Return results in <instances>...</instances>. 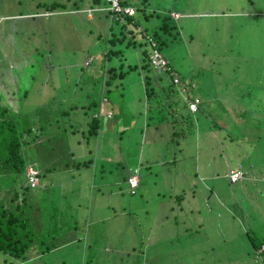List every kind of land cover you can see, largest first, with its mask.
Masks as SVG:
<instances>
[{"label":"rangeland","instance_id":"rangeland-1","mask_svg":"<svg viewBox=\"0 0 264 264\" xmlns=\"http://www.w3.org/2000/svg\"><path fill=\"white\" fill-rule=\"evenodd\" d=\"M48 1L0 0V81L17 90V113L57 110L60 96L62 108L85 105L86 93L99 102V82L83 81L86 64L101 79L105 66L136 67L105 90L110 118L99 115L92 142H83L75 114L59 121L52 112L41 119L44 130L39 122L29 129L25 168L40 170L37 188L28 189L39 201L30 218L49 250L24 260L0 252V264H260L244 234L264 237V0H126L144 8L135 19L145 32L162 12L177 11L159 50L182 78L172 96L187 121L176 122L175 134L165 106H147L139 42L115 45L117 58L102 56L107 33L117 30L110 11L87 5L70 13L86 0H59L65 8L55 13H31ZM183 87L200 96L202 112L182 107ZM243 110L254 116L240 117ZM159 112L166 120L156 121ZM79 155L90 158L85 169L71 166ZM238 166L241 178L231 183L226 175ZM124 175L136 176L134 191ZM174 222L189 234L171 239Z\"/></svg>","mask_w":264,"mask_h":264},{"label":"trees","instance_id":"trees-1","mask_svg":"<svg viewBox=\"0 0 264 264\" xmlns=\"http://www.w3.org/2000/svg\"><path fill=\"white\" fill-rule=\"evenodd\" d=\"M57 1L58 0H50L48 1V5L54 6L57 4ZM119 2L121 6L126 4L125 0H119ZM131 7L133 8V11H135V13L131 15L125 14L123 15L122 19H120V17L111 16L112 14H110L111 21L113 20L115 23H109V25H115L117 30H109L106 35L107 46L106 49L104 48V51L102 52V56L105 59H107L108 56H114L115 58L118 57L120 49L113 48L115 45L118 46V44L120 45L124 43L125 46H132L136 43L133 35H131L132 33L136 32L135 26L137 25V21L135 19V15L136 11H140V13L144 16V14L142 13L144 12V8H140V6ZM106 8L110 11L107 6ZM168 11L162 12L160 14L159 21L156 22L157 24H155L153 28L149 29V32L144 31L152 41H155V43L154 46H151L146 41L145 46L142 45L140 56L138 58L141 59V65L139 67L143 72H145L143 84L145 88L144 93L147 106L150 105L155 109L161 110H163V107L165 106L164 108L168 110L167 113H169L168 117L159 112L160 114L158 113L155 119L156 121H161L163 119L166 120V118L164 117H167L171 123L170 132L175 134L174 127L176 122L180 124V122L185 123L187 121V118H182L180 115L181 111H178V108L175 107L176 102H178L179 99L175 96H172V94H180L179 88H177L175 85L177 82H181L182 78L179 76V74H176V72L173 71L171 65L162 54L160 55L164 57L166 64L160 69L153 70L149 63V58L147 57L148 53L152 51V48L155 47L159 52L161 45L165 43V39L161 37V34L165 33L168 35L166 31V24L170 23V15ZM92 66L97 67L96 64ZM87 67L88 64H86L84 67V71L87 72L83 73L82 75L83 81L85 82V84L88 82L92 84L99 82V85L101 87L100 100L99 102L98 100L94 101L90 99V94L86 93L84 95V97H86L87 99L86 104H80V108H78L76 104L72 102H69L71 104H69L68 107L62 108V105L64 103L62 104L61 101L63 102L64 99L62 98V96H60L61 99L55 106H52L57 110H46L42 107H38L35 108L32 112L29 111L27 113H17V90H15L11 85L7 86L6 88V79L4 77L2 81H0V190L4 191L5 193L3 196H0V252L13 260L26 259L30 256L31 250L34 251L35 254H39L49 250V245L42 244L43 241L40 237L42 232H40L39 229L34 231L32 228L35 226L34 222L30 218V212L36 209V206H33L32 202H35L36 205L39 201L38 199H32L35 196V192L29 193L28 189L32 191L33 188H37V176L40 170H38L35 174L36 185L30 186L29 184H27L24 175V173L26 172L25 166L26 164L29 165L31 163V159H27L23 151L25 135L29 132V129H31V127L35 125V123L37 124V122H39L40 128H43L44 130V126L47 124H43V122L41 121L45 119L44 121L47 122V119H49L48 115H50L52 112H56L59 116V121L65 117L68 118L69 114H71V116L75 114L77 117L82 118L81 120L83 121V123H80L79 127H83L84 124L85 129L83 128L80 131V136L83 138V142L85 144L92 142L97 134V129L100 127L98 119L99 115L103 113L106 118H110V112H106L109 109L103 106L104 103L102 101L104 100L102 99V97L104 96L105 98V90L113 85L112 83L116 81V79L120 80L123 75L128 72V70L135 69L136 66H124L121 63L117 64L116 66L112 64L105 66L104 71L107 75L106 77H103V79H101L102 72H95L92 70V67ZM150 70L154 71V74H150ZM155 74V79H151L150 76ZM104 85L106 86L104 87ZM159 90H161L162 93L159 92ZM183 92L184 96L180 98V104L182 105V107L191 115H193L194 113L202 112L203 104L200 96H193L190 92H187L184 87L183 91H181V94ZM24 93L25 91L22 92L21 96H23ZM189 95L191 96V99L192 97H196L198 99L196 107L193 111L189 110L187 107V102L189 100L191 101V99H188ZM203 97L205 98V95H203ZM10 98H13V100H11ZM224 106L227 105L223 102L221 108L223 111H226ZM252 112H249V110H243L241 112H238V115L240 117H242V114L244 116L250 115L251 117H253L254 113ZM54 120L56 119H53L52 122L56 123V121ZM218 125L219 123H215V127H218ZM71 132H74V129L71 130ZM182 136L184 137V134ZM75 143H79V140L76 139ZM103 152L104 151L102 150L101 153ZM125 152H127V147L125 149ZM79 158L82 160H77ZM89 162L90 158L86 159L84 156L79 155L70 163L73 168L85 169L86 167H88ZM65 166L67 165L65 164ZM236 169L240 171L239 166ZM241 173L242 172L240 171V175H242ZM125 179L126 175H124V180ZM20 190H22L21 196H19ZM76 190L80 191L81 187L76 188ZM61 222H63V220ZM67 223L72 224L74 229H76V225H78V223L76 224L74 219L68 220ZM178 227L179 226L177 223L176 226L172 225V231L169 234L171 239L177 240V237L179 235L182 237L186 234H189V227L185 226L184 224H182L180 228ZM252 234H254L252 231H246L244 236L249 240L251 249L255 250L256 254H258V256L260 257V264H264V247H262V244L264 243V237L256 240ZM253 263H255V261Z\"/></svg>","mask_w":264,"mask_h":264},{"label":"built area","instance_id":"built-area-1","mask_svg":"<svg viewBox=\"0 0 264 264\" xmlns=\"http://www.w3.org/2000/svg\"><path fill=\"white\" fill-rule=\"evenodd\" d=\"M106 1H107V7L110 9V14H112L111 16L120 17V19H122L123 15L125 14L130 15L133 13V8L130 5L121 6L119 0H106ZM146 41L151 46H154L155 41H152L148 35L146 36ZM147 57L149 58L150 65L154 68L160 69L166 64L164 57L160 55V53L157 51L155 47L152 48V51L148 53ZM188 97H189L188 99H191L190 95ZM197 102L198 99L196 97H192L191 101L189 100L187 102L188 109L193 111L196 107ZM239 173L240 172L237 170L230 171L228 177L231 181H234L238 178ZM24 175L27 184H29L30 186L36 185V176L34 175V171L30 168V166L26 167V172L24 173ZM126 180H128L129 187L131 188L132 191L133 188L136 186L137 180L135 179L134 176H129L127 177Z\"/></svg>","mask_w":264,"mask_h":264},{"label":"crops","instance_id":"crops-1","mask_svg":"<svg viewBox=\"0 0 264 264\" xmlns=\"http://www.w3.org/2000/svg\"><path fill=\"white\" fill-rule=\"evenodd\" d=\"M50 1V0H49ZM101 0H86V2L84 3V7H80V8H77V7H73V8H70V9H66V11H68V12H72V11H74V12H76V11H78L79 9H81V10H83V11H85V9H87V5H88V7L89 8H91L92 9V11H94L95 9H97V7H100V6H104L105 8H106V5H99V2H100ZM40 1H38V3H39ZM125 2H126V0H125ZM40 4V3H39ZM126 5H130V4H127L126 3ZM132 6V5H131ZM53 7H55V8H53ZM58 7H63V8H65L64 7V3L63 2H61V1H57V4L56 5H54V6H52V5H48V7H45V8H42V9H40V10H38V9H35L34 11H32L31 13H39V12H43V13H48L49 11L50 12H57V10H59L58 9ZM106 10H107V8H106ZM138 10V9H137ZM92 11H91V14H89L87 17H85L87 20H90L91 19V15H92ZM170 11H172V13H174V14H176L177 15V11L175 10V9H172V8H170ZM170 11H168V12H170ZM54 12V13H55ZM134 13H135V11H134ZM133 13V14H134ZM30 14V13H29ZM170 14V13H169ZM17 16L18 15H21V13H18V14H16ZM170 15H172V14H170ZM176 15H174V16H176ZM1 16H3V15H1ZM17 16L16 17H14V18H17ZM173 16V15H172ZM109 20H111L110 18H109ZM110 22V21H109ZM156 23V22H155ZM137 24V23H136ZM139 25L137 24L135 27H136V32L137 33H135L134 32V34L132 33L131 35H133V38L135 39V41L138 43L139 42V44L141 45V48H142V45L143 46H145V43H146V36H147V34L144 32V29L142 28V30H141V28H140V26L138 27ZM152 27V26H151ZM151 29V28H150ZM101 52V51H100ZM91 57V56H90ZM132 81H134V80H132ZM176 223L177 222H174L172 225L173 226H176Z\"/></svg>","mask_w":264,"mask_h":264},{"label":"clouds","instance_id":"clouds-1","mask_svg":"<svg viewBox=\"0 0 264 264\" xmlns=\"http://www.w3.org/2000/svg\"><path fill=\"white\" fill-rule=\"evenodd\" d=\"M106 1V0H105ZM107 2V1H106ZM124 5H126V4H124ZM106 6H107V4H106ZM131 6V5H130ZM133 13H134V11H133ZM132 13V14H133ZM131 15V14H130ZM237 170V169H236ZM230 171H234L233 169H230L229 170V173H230ZM238 171V170H237ZM240 172V171H239ZM228 173V174H229ZM129 176H134L135 177V179H136V176L135 175H128L127 177H129ZM127 177H126V179H127ZM227 177H228V175H227ZM241 178V175H240V173H239V176H238V178L236 179V180H234V181H231L229 178V180L231 181V182H235V181H237L238 179H240ZM126 184H127V186H128V189H129V191H131V188L129 187V183H128V181H126ZM136 186H137V183H136ZM136 186L133 188V191H134V189L136 188Z\"/></svg>","mask_w":264,"mask_h":264}]
</instances>
